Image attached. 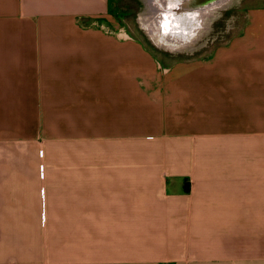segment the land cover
<instances>
[{"label": "crops", "instance_id": "obj_1", "mask_svg": "<svg viewBox=\"0 0 264 264\" xmlns=\"http://www.w3.org/2000/svg\"><path fill=\"white\" fill-rule=\"evenodd\" d=\"M109 2L0 0V264H264V7L163 66Z\"/></svg>", "mask_w": 264, "mask_h": 264}, {"label": "rangeland", "instance_id": "obj_2", "mask_svg": "<svg viewBox=\"0 0 264 264\" xmlns=\"http://www.w3.org/2000/svg\"><path fill=\"white\" fill-rule=\"evenodd\" d=\"M162 1L110 0L109 6L117 11L123 26L132 35L142 38L163 66H169L184 57L204 56L210 49L239 33L245 20V11L264 7V0H228L203 16L201 27L194 33L192 40L172 45L171 41H162L156 25V21L161 18Z\"/></svg>", "mask_w": 264, "mask_h": 264}, {"label": "water", "instance_id": "obj_3", "mask_svg": "<svg viewBox=\"0 0 264 264\" xmlns=\"http://www.w3.org/2000/svg\"><path fill=\"white\" fill-rule=\"evenodd\" d=\"M228 0H163L161 19L156 21L161 36L171 44L186 42L199 29L203 16Z\"/></svg>", "mask_w": 264, "mask_h": 264}, {"label": "bare ground", "instance_id": "obj_4", "mask_svg": "<svg viewBox=\"0 0 264 264\" xmlns=\"http://www.w3.org/2000/svg\"><path fill=\"white\" fill-rule=\"evenodd\" d=\"M148 8V7H147ZM142 15V14H141ZM143 18V17H142ZM156 18H158V17H156ZM161 19V18H160ZM150 20V19H149ZM151 22V21H150ZM146 23H147V21H146ZM148 24V23H147ZM200 25V24H199ZM146 26V25H145ZM149 31V30H148ZM159 31H160V28H159ZM154 32H156V30L154 31ZM157 33H159V32H157ZM159 35V34H158ZM157 36V35H156ZM160 37H161V39L163 40V37L161 36V33H160ZM155 38V37H154ZM158 39V38H157ZM159 41V40H158ZM160 42V41H159ZM171 46V45H170ZM169 46V47H170ZM173 47V46H172ZM186 48V47H185ZM170 49V48H169ZM175 50V49H174ZM179 51V50H178Z\"/></svg>", "mask_w": 264, "mask_h": 264}]
</instances>
